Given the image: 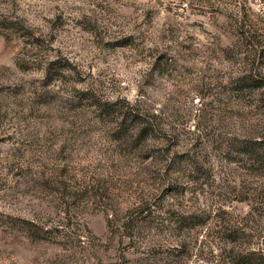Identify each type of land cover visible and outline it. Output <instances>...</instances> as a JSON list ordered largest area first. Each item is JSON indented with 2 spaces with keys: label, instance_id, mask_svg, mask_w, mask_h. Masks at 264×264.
<instances>
[{
  "label": "rangeland",
  "instance_id": "rangeland-1",
  "mask_svg": "<svg viewBox=\"0 0 264 264\" xmlns=\"http://www.w3.org/2000/svg\"><path fill=\"white\" fill-rule=\"evenodd\" d=\"M250 259L264 0H0V264Z\"/></svg>",
  "mask_w": 264,
  "mask_h": 264
},
{
  "label": "trees",
  "instance_id": "trees-1",
  "mask_svg": "<svg viewBox=\"0 0 264 264\" xmlns=\"http://www.w3.org/2000/svg\"><path fill=\"white\" fill-rule=\"evenodd\" d=\"M236 263H238V264H258L257 262H255L254 260H253V262H252V259H250V260H240V261H237Z\"/></svg>",
  "mask_w": 264,
  "mask_h": 264
}]
</instances>
